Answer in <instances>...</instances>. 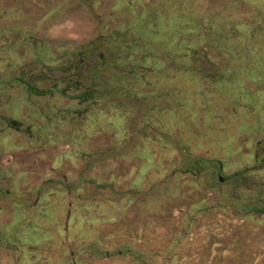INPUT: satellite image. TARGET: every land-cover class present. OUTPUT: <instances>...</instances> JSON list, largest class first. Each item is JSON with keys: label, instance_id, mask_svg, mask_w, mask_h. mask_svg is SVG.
<instances>
[{"label": "rangeland", "instance_id": "374dc122", "mask_svg": "<svg viewBox=\"0 0 264 264\" xmlns=\"http://www.w3.org/2000/svg\"><path fill=\"white\" fill-rule=\"evenodd\" d=\"M258 24L264 0H0V73L45 93L0 105V264H264L236 201L264 205Z\"/></svg>", "mask_w": 264, "mask_h": 264}, {"label": "trees", "instance_id": "16d2710c", "mask_svg": "<svg viewBox=\"0 0 264 264\" xmlns=\"http://www.w3.org/2000/svg\"><path fill=\"white\" fill-rule=\"evenodd\" d=\"M256 27H257V29L258 28L262 29V28H264V25L258 24ZM93 45L95 47H98L99 46V40L94 41ZM91 51H93V47H92ZM94 54L95 53L93 51L91 55H94ZM257 56L260 57L261 55L257 54ZM261 58L264 59V55H262ZM101 64H102V61H101ZM98 69L99 68L95 67L94 71H93V75L96 76V77L98 75H100V72L98 71ZM257 72H260V71H257ZM262 72L264 73V71H262ZM213 77H215V76H213ZM34 79L36 80L38 78L36 76H34ZM17 88H22L23 91L25 92V94H27L30 97L32 95H34V96H36V95H38V96L45 95V93L36 91L34 89V87H33V82H29L26 79V71L22 70L18 75H5V74H1L0 73V105L8 102L9 100L7 99V97L9 95V93L12 90L17 89ZM56 89H57L56 86L50 87L48 89L49 91H48L47 94L48 95L53 94V92H55ZM60 91H62V90H60ZM101 91L102 90L95 89L94 92H92L91 94L90 93H82L76 99H79V100H81V99H89L90 95H94V97H95L94 99L95 100L92 101L91 98L89 99L94 105V104H96L95 101H100V100L103 99V96L105 95V92L103 93V91L102 92ZM60 93L63 94V92H60ZM1 130H5V131L15 130V122L9 120L8 118H6L5 116L0 114V131ZM217 170H218V167L211 170V174H212L211 177H214L215 172ZM213 179L216 181L215 177ZM236 201H237V207L241 209V213H243L244 217L250 215V213H253V214H256V215L264 214V205H262V207H258L257 205H253L251 208L250 207L247 208V206L241 204V202H239L238 199ZM137 257H138L137 260L139 262H142V259L144 257H146V255L145 254H142V255L140 254Z\"/></svg>", "mask_w": 264, "mask_h": 264}, {"label": "flooded vegetation", "instance_id": "af4514ba", "mask_svg": "<svg viewBox=\"0 0 264 264\" xmlns=\"http://www.w3.org/2000/svg\"><path fill=\"white\" fill-rule=\"evenodd\" d=\"M215 77H216V75H214ZM243 126H244V124H242L241 125V127L243 128ZM245 127V126H244ZM222 167H223V165H222V163H220L219 162V165H218V170L215 172V175H214V177L216 178V185L217 186H219V185H225L226 184V182L229 180V179H231V176H228V177H223L222 176ZM257 168L256 169H264V159H262L261 160V162H260V165L259 166H256ZM248 170V168H246V170H244V171H240V172H242V173H245L246 171ZM184 173H189V171H184ZM238 174H241V173H238ZM238 174H236V176L238 175ZM213 177V178H214ZM253 206V204L251 203V204H247V208H251ZM251 215H254L253 213H250ZM259 216H262L261 214H259ZM247 217V216H246Z\"/></svg>", "mask_w": 264, "mask_h": 264}]
</instances>
